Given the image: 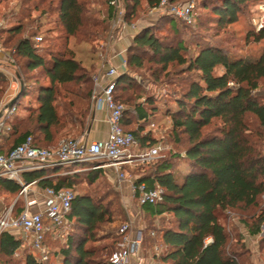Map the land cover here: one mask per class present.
Returning <instances> with one entry per match:
<instances>
[{
  "label": "trees",
  "instance_id": "obj_1",
  "mask_svg": "<svg viewBox=\"0 0 264 264\" xmlns=\"http://www.w3.org/2000/svg\"><path fill=\"white\" fill-rule=\"evenodd\" d=\"M160 1L146 0V4L150 9ZM178 1L168 0L170 3ZM260 1L210 0L204 8L211 12L215 27L223 30L238 22L248 4ZM105 3L107 16L102 32L109 29L113 17L108 0ZM139 7L140 0H127L125 22H132ZM56 13L65 35V46L61 51L48 53V58L39 52L40 44L35 45L33 41L36 33L23 36L24 27L21 25L7 31L10 37H17L10 57L21 60L23 71L41 70L48 83L25 91V96L29 92L33 94L31 96L38 105L32 115L33 126L18 131L12 125V132L2 137L3 153L22 144L27 137L32 138L36 147L52 148L57 133L66 130L67 134L75 125L82 127L81 119L90 110L92 74L75 58L66 41L89 42L92 35L88 30L95 26V22L80 0H58ZM163 18L167 19L174 38L170 41L159 39L154 34V27L141 29L127 48L126 71L143 70L146 64H150L155 68H149L150 76L157 81L161 77L179 76L176 70L171 73L175 67L181 68L183 74H194L195 78H186L185 89L174 100L176 107L168 109L175 142L181 143L179 136L185 139L184 156H176L183 162L182 182L178 183L176 179L180 166L176 167L167 159L156 163L150 174L134 184H145L149 189L159 185L164 191L163 201L158 205H144L141 211L152 219L169 218L167 227H151L147 234L143 232L142 245L148 239L153 241V248L161 247V255L152 257V261L159 264H252L248 250L243 249L241 237L238 233L231 235L219 223V217L228 210L257 208L259 198L264 194V46L253 62L207 39L196 45L195 55L187 56L184 41L176 37L180 28L193 27L197 18L193 24L168 15ZM263 30L264 26L257 35ZM251 36L254 35L248 34L246 40L249 41ZM3 44H0L2 48ZM217 68L223 70L221 74L215 73ZM133 80L127 72L117 78L114 100L125 106L121 122L123 130L134 135L140 148H150L156 141L145 132L144 126L150 122L143 105H150L154 110L153 102L150 97H146L144 103L137 102L140 93L135 90ZM61 89L66 92L64 101H60ZM91 116L92 113L90 119ZM250 117L253 122L248 121ZM134 120L138 123L137 129L127 130ZM215 121H219V125L206 132ZM87 165L71 166L82 170ZM68 168L70 166L27 172L23 179L26 183L36 181L42 190L68 189L74 192L79 175L63 174ZM99 170L88 171L85 177L88 184L97 180ZM19 190L15 182L0 178L1 192L15 199ZM21 209L22 201L17 200L12 207L13 216ZM108 215L98 199L87 194L75 195L68 215L71 228L65 238L48 237L45 241L49 260L56 256L59 264H95V252L85 246L96 241V231L108 220ZM262 223L263 217L253 219L248 225L249 234L257 235ZM207 239H211L209 244L205 243ZM120 240L119 245L122 236ZM25 250L23 240L18 236L8 232L0 234L2 264H17L13 257ZM23 259V264H42L28 253Z\"/></svg>",
  "mask_w": 264,
  "mask_h": 264
},
{
  "label": "rangeland",
  "instance_id": "obj_2",
  "mask_svg": "<svg viewBox=\"0 0 264 264\" xmlns=\"http://www.w3.org/2000/svg\"><path fill=\"white\" fill-rule=\"evenodd\" d=\"M80 1L85 4L88 15L95 22V26H91L88 30L92 35L91 40L86 43H79L75 39H68L66 42L73 50L75 58L85 69L90 70L93 76L96 65L98 63H106L109 60L112 41L110 39L111 28L109 26L106 32H102V25L106 21L107 16L105 0ZM209 1L179 0L175 3L177 5L193 4L194 20L197 18L193 27L180 28V34L176 37V39H182L184 41L187 47L186 55H195L197 53L196 45L200 41L207 39L218 44L220 43L231 50L233 54L244 56L250 62H253L264 46V30L259 35L255 31L256 26L260 22V18H264L262 10L264 0L258 3L248 4L244 9V14L239 16L238 22L223 30L215 27L212 23L211 12L204 8ZM57 3L58 0H0V44L5 42L3 44L4 49L0 47L3 49L4 54L10 57L17 37H10L7 31L17 25L24 27L23 36L27 37L31 36L32 33H36L37 36L43 39L38 50L46 58L49 57L48 53H56L63 50L65 46V35L57 19ZM125 5H127V0H125ZM164 16L167 15L150 14L146 0H140V7L134 19L131 23H125L127 26H133L134 28L154 27L156 37L170 41L174 38V34L170 29L167 19L163 18ZM193 23L194 21L191 24ZM250 33L254 36H251L248 41L246 40V36ZM10 58L13 60V63L4 61L2 56H0V102L7 106L12 100H15V105H12L15 107V112L9 120L10 126L15 125L18 131H24L31 129L33 126L32 115L38 107L36 101L31 96L33 94L29 92V95L25 96V91L33 90L38 84H47L48 80L41 70L32 72L23 71L20 68L21 60L16 57ZM149 68L155 69L154 66L146 64V69H128L126 72L134 79L135 90L140 93V100L137 102L144 103L146 97L152 99V107H154V110L152 108L150 109V105H143L149 113L148 121L150 122V125L144 126V129L156 141L154 146H160L162 148L159 157L151 163L136 159L134 163L124 167L123 170L126 173L128 194L125 188L122 187L121 182L116 179L114 173L108 169H100L97 180L91 184H88L85 179L89 171V164L82 170H80L81 167L77 166H70L66 170L70 172L68 175L72 177L79 175L76 188L74 189L75 195H91L94 199H98L109 212L108 220L99 226L96 231V241L88 242L85 246L86 249H91L95 252L93 258L95 264L113 263L114 258L117 257L122 249L121 245H119L121 242L119 228L123 224L131 223L133 231L142 229L145 234H147V230L151 227L158 229L168 226V216H164V219L158 217L152 219L148 215L143 214L137 203V196L133 195L132 185L135 184L136 180L150 174L156 163L167 159L174 163L176 167L180 166L176 171V179L178 183H181L183 180V162L181 158L176 156L180 155L181 157L184 154L185 139L179 136L181 143L175 142L171 134V122L168 109L176 107L174 100L185 89L184 81H186V78H195V75L183 74L181 68L175 67L171 69V73L176 70L179 76L176 78L172 75L169 78L161 77L157 81L150 76ZM222 71L221 68H217L215 73L221 74ZM13 80L17 81V85L13 86L16 89L10 88V82ZM262 88L264 89V87ZM65 97L66 92L64 89H61L60 101H64ZM92 112L90 105L88 114L81 119L82 127L75 125L71 127V130L67 134L66 130L59 131L51 147L57 146L58 143L67 138L82 137L88 129L90 123L89 116ZM248 121L253 122V119L250 117ZM218 125L219 121H215L214 126L207 129L206 132L211 131L212 128ZM137 126L138 123L134 120L132 126L127 128V130L135 131ZM106 128V125L102 123L95 124L88 135V139L104 137ZM11 132L12 129L9 133ZM145 150L146 148H140L138 145V148L133 149L132 153L139 155ZM13 199L14 196L0 191V211L8 208ZM258 217L264 218V194L259 198L257 208L238 211L228 210L219 217V223L226 227L231 235L238 233L241 237L244 246L243 249L248 250L249 261L252 264L264 263V223L261 224L257 235L252 236L248 232V225L252 223L253 219H258ZM152 243L153 241L151 240H145L144 245H142L136 258L133 259L132 264H159L156 261H152L151 257L155 253ZM160 249L158 252L159 255L162 253ZM27 253L31 254L29 248L26 246L24 253H18L17 256L13 257V261L17 264H23V256ZM34 256L38 257V254L34 253ZM2 261L0 259V264H2ZM47 264H59V258L51 256Z\"/></svg>",
  "mask_w": 264,
  "mask_h": 264
},
{
  "label": "built area",
  "instance_id": "obj_3",
  "mask_svg": "<svg viewBox=\"0 0 264 264\" xmlns=\"http://www.w3.org/2000/svg\"><path fill=\"white\" fill-rule=\"evenodd\" d=\"M108 5L113 11L111 20V35L115 30H125L128 28L125 23V0H108ZM264 13V6H263ZM150 14L169 15L179 19L186 24L194 21L193 4L177 5L168 0H161L158 5L149 9ZM264 26V18L256 26L258 33ZM35 45L41 43L42 38H33ZM0 56L8 63L13 60L4 54L0 47ZM123 73L126 71L125 59L121 62ZM122 73L114 67H108L103 73L104 84L99 81L98 75L92 76V91L90 96L92 111L104 109L106 112L108 135L103 141L85 142L84 135L77 138H67L58 143L57 146L46 149L39 148L33 144L31 137L11 149L8 153L2 152V137L11 130L10 118L15 112V107L7 108L0 102V178L13 181L19 185L20 190L9 209L0 214V234L8 232L18 234L22 232L24 244L31 249V255L39 263L49 261V249L45 244L46 239L63 240L67 231L71 228V221L68 215L71 210V203L75 198L73 191L61 189H40L36 181L26 183L23 174L40 169L69 167L74 164L88 163V170L108 169L111 170L119 182H127L124 167L129 166L136 159L142 162L151 163L159 157L162 148L154 146L146 148L139 155L132 153L133 149L138 148V141L130 132H125L122 128V116L125 106L115 102L114 90L117 78ZM10 88L16 89L17 81L10 82ZM232 86V84H230ZM184 156V155H183ZM133 195L141 209L144 205H158L163 201L164 191L159 185L149 189L145 184L132 185ZM22 201V209L18 215L13 216L12 207L17 202ZM39 207V210H34ZM119 235L122 236L121 251L114 258L112 264H132L134 258L140 252L143 243V230H132L131 223H125L119 228ZM211 239L206 240L209 244ZM158 256L159 248L154 247ZM38 254V257L34 256ZM152 255V257H153ZM17 256V254H15ZM151 257V258H152ZM153 260V258H152ZM137 264V263H136Z\"/></svg>",
  "mask_w": 264,
  "mask_h": 264
},
{
  "label": "crops",
  "instance_id": "obj_4",
  "mask_svg": "<svg viewBox=\"0 0 264 264\" xmlns=\"http://www.w3.org/2000/svg\"><path fill=\"white\" fill-rule=\"evenodd\" d=\"M144 27L141 28H134L133 26H128V28H126L125 30H115L112 34H113V40L111 41V51H110V57L109 60L106 63H98L95 67V74L98 75L99 77V81L101 84H104L105 81L103 79V73L105 72V70L108 67H114L116 69H118V71H120L123 74L122 68H121V63L120 61L123 59H126V49L130 46V44L133 41V38L135 36L136 33H138L141 29H143ZM126 72V71H125ZM92 116L93 118L90 119V123H89V131L87 129L86 131V136L84 137V141L85 142H91V141H103L107 138L108 135V124H107V118H106V112L104 109L102 110H96L92 112ZM91 116V117H92ZM102 123L104 125H106V134L104 137H96L94 139H88V135L90 134L91 130L94 128L95 124H99ZM81 138V137H80ZM79 139V138H77ZM110 172H112L111 170H109ZM70 172L64 171L63 174H69ZM113 173V172H112ZM115 175V174H114ZM122 187L125 188L127 194H128V186L126 182H122ZM14 200L12 201L11 205L13 204ZM11 205L9 207H11ZM6 208L3 211H0V214L2 212H4L5 210L9 209ZM39 207H36L34 210H39ZM18 236L19 238H21L24 241V237L25 235L20 232L18 234H13ZM26 244H24L23 242V248H26ZM28 247V246H27ZM29 248V247H28ZM30 252L31 249L29 248ZM264 264V263H261Z\"/></svg>",
  "mask_w": 264,
  "mask_h": 264
},
{
  "label": "water",
  "instance_id": "obj_5",
  "mask_svg": "<svg viewBox=\"0 0 264 264\" xmlns=\"http://www.w3.org/2000/svg\"><path fill=\"white\" fill-rule=\"evenodd\" d=\"M15 100H12L8 105H7V108H11V106L14 104ZM93 118V116L91 117ZM88 131H89V128H88Z\"/></svg>",
  "mask_w": 264,
  "mask_h": 264
}]
</instances>
